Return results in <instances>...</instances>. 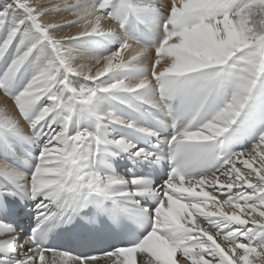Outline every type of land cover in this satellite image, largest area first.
<instances>
[{
  "label": "snow or ice",
  "instance_id": "1",
  "mask_svg": "<svg viewBox=\"0 0 264 264\" xmlns=\"http://www.w3.org/2000/svg\"><path fill=\"white\" fill-rule=\"evenodd\" d=\"M38 4L37 0H13L0 9V26L7 22V9L15 6L24 13L0 44L2 59L20 37L17 55L0 78V89L19 72L38 43L42 51L50 49L47 63L22 92L10 98L14 111L29 121L33 130L30 138L47 135L49 140L30 178L0 160V175L4 176L0 181V209L9 210L5 197L20 191L31 193L32 199L40 197L36 227L23 241L12 225L0 220V264H264V132L246 150L227 157L215 153L220 137L237 124L258 82L264 80V0H247L237 8L230 7L228 0H170V19L164 25V37L154 51L148 75L114 79L94 89L71 90L67 102L63 91L68 74L103 83L102 78L117 70L137 66L135 70L142 71L139 62L150 49L135 40H124L118 49L94 63L74 64L71 53L61 51V41L111 35L117 27H124L129 6L121 4L118 11L110 12L109 7H115L113 0L53 4L52 9L70 11L61 20L48 23L45 12L49 9ZM65 25L76 26L77 34L58 36L54 30ZM33 31L42 39L24 47ZM157 89L159 97L148 98L145 103L167 105L175 111L172 102L179 99V115L189 125L202 112L214 110L215 114L196 130L172 125L175 134L165 142L171 146L170 159L175 166L168 179L155 188L140 177L95 171L93 160L104 145L133 156L164 157L144 149L131 152L135 145L123 138H102L99 128L105 122L136 128L112 111L92 113L99 122L96 132L69 134L77 103L92 106L97 92H123L143 98ZM228 89L230 99L217 107ZM2 96L9 99L7 93ZM45 99L47 103L30 116L33 107ZM18 121L0 108V126L16 131ZM212 193H219L223 199ZM136 196H149L158 206L152 210L123 209L143 215L151 225L150 231L132 244L83 257L43 246L40 226L58 214L84 207L93 197L111 198L119 208L122 200L131 201ZM134 203L139 205L138 200Z\"/></svg>",
  "mask_w": 264,
  "mask_h": 264
},
{
  "label": "bare ground",
  "instance_id": "2",
  "mask_svg": "<svg viewBox=\"0 0 264 264\" xmlns=\"http://www.w3.org/2000/svg\"><path fill=\"white\" fill-rule=\"evenodd\" d=\"M37 2H40L37 7L49 9L45 12L46 21L48 23H55L61 20L62 17L67 16L70 9H52L51 5L75 2V0H37ZM8 4H13V0H0V9H4ZM113 4L115 7L110 6L108 11H118L121 4L129 6L128 13L124 17L125 25L123 28L117 27L108 36L91 35L63 39L61 41V51L65 54L70 52L74 57V64H91L95 60L106 57L118 49L124 40H135L140 46L150 49L139 62L138 67L142 68V71L135 70L137 66L117 70L102 78L103 83L100 81L94 83L83 76L68 74L67 89L63 91V99L66 102L72 95L71 90L94 89L97 85L103 87L114 79L141 78L149 73L151 62L154 58V51L164 37V25L170 19V0H113ZM7 12V22L0 26V44H3L14 22L23 18L24 15L23 10L15 6L7 9ZM54 31L59 32L57 33L58 36H66L68 34L74 36L77 34L76 26L72 25L60 26ZM41 39V34L33 31L30 34V39L25 42L24 47L30 46L33 41H40ZM19 41L20 37L17 36L4 58L0 59V78L3 77L12 59L17 55ZM49 52L50 49L42 51L41 45L38 43L19 72L15 74L14 78L6 82L5 88L0 89V108H5L10 115L19 119L16 131H8L6 128L0 126V160L5 161L17 172L23 173L26 178L37 166L38 157L48 142L49 136L41 135L35 140L31 139L33 130L28 127L29 121L20 117L18 110L14 111V103H11L10 98L17 96L25 89L33 76L47 63ZM122 55L128 56L130 54L122 52ZM238 67L239 61L236 62V70H238ZM4 93L8 94L9 99L7 101L2 96ZM230 93L231 89L222 93L217 107L222 106L223 103L230 99ZM158 97V89L146 94L143 98H137L135 95L123 92L112 94L97 92L92 106H81L77 103L69 123L68 133L75 134L78 130L96 132L99 122L96 121L92 113L94 112L99 115L106 111H112L120 118L133 122L136 128H127L119 124L105 122L100 124L99 128V134L102 138H123L126 142L135 145L131 149V152H135L136 149H144L147 152H153L157 156H160L154 151V146L158 144L152 145L153 137L158 133L161 134L162 139L160 141L165 144L169 136L175 134V130H171L170 127L168 114H166L167 105L152 107L150 104L145 103V100L148 98L157 99ZM46 103V99L38 102L29 115L34 117ZM172 103L176 109L174 112L178 114L176 127L181 130L185 128L196 130L205 118H212L215 114L214 110L202 112L197 117L195 125L192 128H188V121L179 115V99H175ZM53 127L58 126L54 125ZM137 128L146 129L148 132L155 133V135H150L148 132H139L136 130ZM261 132H264V80L258 82L253 97L250 99L237 124L233 125L228 132L220 137L217 142L219 146L215 149V153L221 157H227L234 152L246 150L255 142ZM24 137H29V139H24ZM118 161H126V163L121 166ZM161 162H164V159L157 160L155 157L144 158L142 156H133L115 146L104 145L99 155L93 160V167L101 175L143 178L146 181H150L152 187L155 188L157 185H161L165 179H151L149 178V173L152 172L153 166L159 165ZM0 181H4L3 175H0ZM129 187L132 186L130 185ZM137 187L142 188L143 186ZM17 196L22 199L23 203L30 206V214L36 218V205L40 197L32 199L31 193L20 191L17 195L6 196L5 198H17ZM217 197L221 199L219 196ZM136 200L139 201L138 206L134 203ZM121 203L126 208L132 209L139 207L152 210L158 206L157 202L149 196H136L132 197L131 201L125 199ZM8 207H12V205L10 204ZM141 218L147 220L143 215ZM22 228L21 225H18L15 228L16 233L20 234ZM25 237L21 235L19 240L23 241Z\"/></svg>",
  "mask_w": 264,
  "mask_h": 264
},
{
  "label": "rangeland",
  "instance_id": "3",
  "mask_svg": "<svg viewBox=\"0 0 264 264\" xmlns=\"http://www.w3.org/2000/svg\"><path fill=\"white\" fill-rule=\"evenodd\" d=\"M245 2H247V0H228V3L230 5V7H232V8H237ZM128 154H130V153H128ZM121 166H123V165H121ZM212 195L219 196L221 199L223 198V196L220 195L219 193H212Z\"/></svg>",
  "mask_w": 264,
  "mask_h": 264
}]
</instances>
